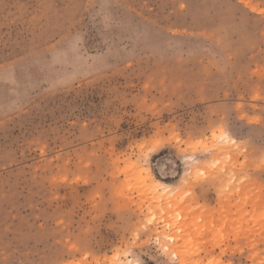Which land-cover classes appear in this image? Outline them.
I'll return each mask as SVG.
<instances>
[{
    "label": "rangeland",
    "instance_id": "374dc122",
    "mask_svg": "<svg viewBox=\"0 0 264 264\" xmlns=\"http://www.w3.org/2000/svg\"><path fill=\"white\" fill-rule=\"evenodd\" d=\"M182 256L264 264V0H0V264Z\"/></svg>",
    "mask_w": 264,
    "mask_h": 264
},
{
    "label": "bare ground",
    "instance_id": "6f19581e",
    "mask_svg": "<svg viewBox=\"0 0 264 264\" xmlns=\"http://www.w3.org/2000/svg\"><path fill=\"white\" fill-rule=\"evenodd\" d=\"M222 135L223 136H225V137H228V134H226L225 132L224 133H222ZM217 145H219V144H217ZM219 147V146H218ZM221 147V146H220ZM155 184L156 185H154L155 186V190L157 189V187L158 186H160V187H162V189H164V188H166V190L169 188V184L167 183V182H164V181H160V180H155ZM160 187H158V188H160ZM154 188V187H153ZM152 188V189H153ZM154 190V189H153ZM173 239V238H172ZM166 247H168V246H166ZM175 254H176V252H175ZM178 255V254H177ZM184 257L182 256V258H181V260H180V263L181 264H186V262H185V258L183 259Z\"/></svg>",
    "mask_w": 264,
    "mask_h": 264
}]
</instances>
